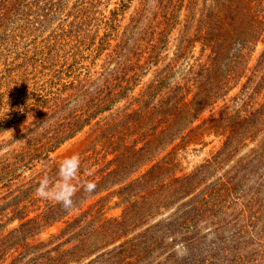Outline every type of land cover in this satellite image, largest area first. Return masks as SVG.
<instances>
[{
    "label": "rangeland",
    "instance_id": "1",
    "mask_svg": "<svg viewBox=\"0 0 264 264\" xmlns=\"http://www.w3.org/2000/svg\"><path fill=\"white\" fill-rule=\"evenodd\" d=\"M205 3L210 0H0V245L5 246L0 264H264V157L256 149L264 129L257 141L196 175L190 196L172 198L169 209L162 208L148 223L189 209L191 197L207 196L221 213L200 222L199 233L139 230L107 238L89 233L124 210L112 193L130 179L83 188L84 181L106 175L99 171L116 156L106 141L114 124L147 111L123 140L137 148L152 141L145 160H154L143 171L163 160L178 177L198 172L223 146L224 138L205 130L206 118L225 105L232 111L254 110L256 102L263 103L247 99L256 87L254 69L264 50L260 40L245 71L228 83L230 91L192 124L184 120L165 135L160 117L149 115L174 86L185 87L180 96L192 89L187 99L193 97L196 89L187 70L210 54L196 39ZM185 40L193 42L176 58ZM228 61L223 58L217 67L222 77ZM73 155L79 163L65 182L60 165ZM247 168L253 175L245 185L241 180L249 174ZM45 179L46 197L36 193ZM79 192L69 206L56 198ZM32 219L40 222L22 226ZM85 236L92 243L75 240ZM199 236L205 240L194 246ZM231 236L234 249H223ZM125 243L132 246L119 247ZM59 244L68 250L60 253L64 258L72 257L73 248L94 253L79 261H61L57 251L45 254ZM93 259L97 262L89 263Z\"/></svg>",
    "mask_w": 264,
    "mask_h": 264
},
{
    "label": "trees",
    "instance_id": "2",
    "mask_svg": "<svg viewBox=\"0 0 264 264\" xmlns=\"http://www.w3.org/2000/svg\"><path fill=\"white\" fill-rule=\"evenodd\" d=\"M204 8V14L198 20L196 39L203 43L204 50L210 49V54L206 60L207 62L198 63L196 61L187 70L186 76L190 77V81H193L194 89H196L193 97L187 99V96L193 92L192 89L188 90L186 95H181V97L179 92H182L185 87L181 85L174 86L171 88L172 93L166 100L162 101L159 109L149 113L155 120L160 117L159 128L163 129L165 135L170 134V130L178 126L179 123H183L184 120L189 125L192 124L193 119H198L204 110L215 106L226 95L225 91H230L231 88L228 87V83L245 71L242 68L244 63L247 64V61H249L253 47L260 40L264 41V0H210L209 5L205 3ZM192 42L193 40H185L186 44L179 49L176 58L183 57L188 45ZM235 44H237V47H235ZM227 57L229 61L225 64H227L228 73L222 77V73L221 71L218 72L217 67L220 61ZM254 71L253 82L256 81V87L252 89L253 93L247 95V99L251 101L257 97L263 99V103L256 102L258 108L254 110L239 108L232 111L230 106L225 105L217 112V115L212 114L204 120L202 125H207L205 130L224 138V142L212 161H208L207 164L201 166L196 173L176 177L175 172H172V164L169 166L163 160L153 163L150 168L143 171L145 166L154 160V157L145 160V155L148 154V148L151 147L152 141H147L143 147L137 148L136 144L128 145V141L123 140V137L125 133L137 129L147 111H136L125 116L122 122L114 124L113 134L107 130L110 135L107 136L106 141L108 145L113 146L111 152L116 156L99 171L107 172L106 175L99 181H96V177L84 181L83 188H89V184L98 187L106 183L110 185L123 184L130 180L124 186H121L119 191L112 193L113 196L120 198L119 204L124 206L122 215L105 221L98 229L89 233H105L103 238L117 233H134L139 230V233H150L152 230L156 233H189L192 229H195V233H199L200 230L197 227L200 222H204L207 218H216L215 214L221 213V211L214 204L212 198L194 196L189 199L191 201L189 209L172 212L164 220L148 225L152 218L162 212V208L169 209L172 198L179 201L181 198L190 196L193 188H195L196 175L202 172L205 173L209 167L221 165L240 147L246 146L248 141H257L258 136L263 133L264 50ZM188 128L189 126L186 125L183 127V131ZM190 132H193V129ZM259 144L256 148L257 155L264 157V136L259 140ZM252 151L256 154V150ZM247 170H249V174L241 180V183L245 185L249 183L253 175L250 169L247 168ZM125 174L126 177H124ZM132 176L135 177L131 178ZM117 178L122 179L115 181ZM79 195L80 192L75 195H68L67 199L71 202L79 198ZM177 195H180V198ZM69 204L66 206H69ZM54 209L51 212H54ZM56 209L59 212L61 208L57 206ZM56 221L58 220L50 221L48 226ZM38 222H40L38 219H32L23 223L22 226ZM46 222L49 221L45 220ZM238 236H240L239 233ZM238 236H236V240L240 239ZM87 237H75V240L79 241L78 244L92 243V239ZM201 237L203 236L198 238ZM234 237L231 236L230 241H224L223 249H234ZM198 238L195 240L194 246L199 247L205 239L198 240ZM101 241L103 240L101 239ZM66 243L68 244L69 241H65ZM126 245L132 246V244L125 243L119 247ZM3 247L5 248L4 244H1L0 250H3ZM67 251L62 250V245L59 244L56 250L48 249L45 254L56 253L61 261L73 258L75 261H79L83 256L89 258L94 253L87 254L82 249L75 250L73 248L71 252L73 258L71 256L64 258L60 255L61 252ZM93 261L97 262L93 259L89 263Z\"/></svg>",
    "mask_w": 264,
    "mask_h": 264
},
{
    "label": "clouds",
    "instance_id": "3",
    "mask_svg": "<svg viewBox=\"0 0 264 264\" xmlns=\"http://www.w3.org/2000/svg\"><path fill=\"white\" fill-rule=\"evenodd\" d=\"M78 163H79L78 158L75 155H73L71 158L66 159L65 162L60 165V175L64 178L65 182L69 179V176L71 174H74L75 168L78 165ZM66 165H71V170L69 172H66ZM46 184H47L46 179L41 181L40 185L36 188V193L38 195L44 196V197L49 195V191L46 190ZM65 187L68 188L69 193H70L71 186L65 184ZM88 187L92 188L93 185L89 184ZM56 198L63 199L65 205L70 203V200L67 199L65 195H57Z\"/></svg>",
    "mask_w": 264,
    "mask_h": 264
}]
</instances>
